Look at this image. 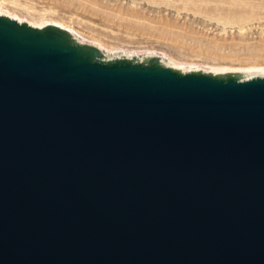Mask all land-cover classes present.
Wrapping results in <instances>:
<instances>
[{"label":"water","instance_id":"water-1","mask_svg":"<svg viewBox=\"0 0 264 264\" xmlns=\"http://www.w3.org/2000/svg\"><path fill=\"white\" fill-rule=\"evenodd\" d=\"M0 264H264V71L0 16Z\"/></svg>","mask_w":264,"mask_h":264},{"label":"rangeland","instance_id":"rangeland-1","mask_svg":"<svg viewBox=\"0 0 264 264\" xmlns=\"http://www.w3.org/2000/svg\"><path fill=\"white\" fill-rule=\"evenodd\" d=\"M6 1L24 21L43 16L47 25L66 24L79 36L128 56L162 53L264 68V0ZM10 2L32 7L34 15Z\"/></svg>","mask_w":264,"mask_h":264},{"label":"bare ground","instance_id":"bare-ground-1","mask_svg":"<svg viewBox=\"0 0 264 264\" xmlns=\"http://www.w3.org/2000/svg\"><path fill=\"white\" fill-rule=\"evenodd\" d=\"M7 2L8 1H6V0H2L0 2V16H7V17H9L11 19H14V20L18 21L19 23H28L30 26L36 27V28H40V29L48 26L46 24V22H45L47 20L43 16H40V20L38 22H27V21H24L23 19L18 18L17 17L18 15L15 12H13L11 9H9L10 7L8 8ZM11 3L12 2H10V4ZM12 5L15 6L14 8H17L18 10L20 9V10L25 11L27 13V15H31V16L34 15L33 14L34 10L32 9V7L31 8L29 6L27 7V5L26 6H24V5L21 6L18 3H16V2H13ZM52 23L55 26H58L60 28H63L65 30H67V31H70V32L76 34V31L74 29H72L71 27L69 28V26H67L66 24H63V23H60V22H52ZM49 25H52V24H49ZM128 55H129V53H128ZM130 56H134V55L132 54ZM247 69L259 70V71H263L264 70V68H258V67L257 68H247Z\"/></svg>","mask_w":264,"mask_h":264}]
</instances>
